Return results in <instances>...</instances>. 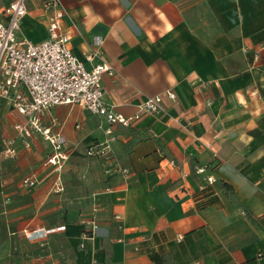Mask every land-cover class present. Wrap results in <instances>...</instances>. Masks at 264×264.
Returning <instances> with one entry per match:
<instances>
[{"label":"crops","instance_id":"obj_1","mask_svg":"<svg viewBox=\"0 0 264 264\" xmlns=\"http://www.w3.org/2000/svg\"><path fill=\"white\" fill-rule=\"evenodd\" d=\"M13 1L0 0V21ZM61 2L73 53L88 70L113 69L109 105L133 116L148 98L175 99L114 127L113 140L80 106L44 112L67 140L60 195L43 167L50 143L33 132L27 147L15 129L25 118L0 99V204L33 208L0 212V264H264V0ZM27 3L20 37L40 43L51 10ZM108 140L103 157L87 155ZM30 175L41 184L27 191Z\"/></svg>","mask_w":264,"mask_h":264},{"label":"built area","instance_id":"obj_2","mask_svg":"<svg viewBox=\"0 0 264 264\" xmlns=\"http://www.w3.org/2000/svg\"><path fill=\"white\" fill-rule=\"evenodd\" d=\"M43 1L51 11L47 38L40 43L20 37L21 23L28 13V0H15L4 11L7 20L0 21V99L25 118L26 123L17 124L15 129L27 147L30 146L33 132L50 143L52 152L44 161L43 167L50 170L51 192L60 195L64 192L62 175L69 160V154L65 150L67 140L61 133H55L53 126L42 123L41 115L44 112L63 105L80 106L109 125L106 133L113 140L111 137L114 127L131 128L143 113L162 114L165 110L164 97L175 99V95L166 92L165 95L148 98L133 116L118 112L105 101L103 76L113 74L112 67L103 63L92 70L86 69L84 63L73 53L70 38L62 28L66 12L61 0ZM93 43L94 46H99L102 40L96 38ZM109 149L108 140L104 146L90 148L87 155L103 157ZM3 153L6 157L16 155L13 140L5 142ZM126 172L125 170L124 173ZM197 172L203 174L205 169L199 168ZM207 182L213 184L215 180L210 176ZM40 184L41 180L34 175L21 180V187L27 191L38 188ZM108 191L111 192V189ZM96 229L92 225L93 233ZM58 230H65V227ZM54 231L55 229L36 231L30 237H43ZM88 234L89 232L84 237L87 238ZM191 264L204 263L196 261Z\"/></svg>","mask_w":264,"mask_h":264},{"label":"rangeland","instance_id":"obj_3","mask_svg":"<svg viewBox=\"0 0 264 264\" xmlns=\"http://www.w3.org/2000/svg\"><path fill=\"white\" fill-rule=\"evenodd\" d=\"M9 1H11V0H4V6L9 2ZM3 4L2 5H0V7L1 6H3ZM26 204H29V205H26ZM7 205H4V204H0V212L1 211H6V212H8V214H9V216H17V215H19L21 212H24V213H26V215L27 214H31L32 213V211H33V208H32V205H30V203L28 202V201H24L22 204H19V205H17V204H9L7 207H9V211H7L6 210V207Z\"/></svg>","mask_w":264,"mask_h":264}]
</instances>
